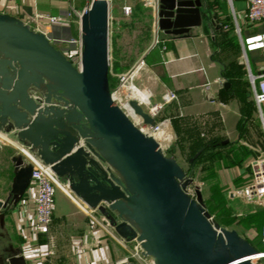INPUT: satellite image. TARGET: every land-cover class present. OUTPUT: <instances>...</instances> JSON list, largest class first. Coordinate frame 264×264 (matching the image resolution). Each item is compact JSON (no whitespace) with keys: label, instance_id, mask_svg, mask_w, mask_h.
I'll return each instance as SVG.
<instances>
[{"label":"water","instance_id":"obj_1","mask_svg":"<svg viewBox=\"0 0 264 264\" xmlns=\"http://www.w3.org/2000/svg\"><path fill=\"white\" fill-rule=\"evenodd\" d=\"M157 10L159 31L179 37H189L209 12L203 0H158ZM80 35L79 71L44 34L0 13V131L30 147L119 237L137 241L150 264H255L263 252L215 224L201 192L187 194L191 179L182 167L113 102L108 0L91 2ZM129 105L144 125H154L135 100ZM22 157L13 159L14 204L31 180L32 165ZM5 205L0 201V210ZM4 263L26 264L21 256Z\"/></svg>","mask_w":264,"mask_h":264},{"label":"crops","instance_id":"obj_2","mask_svg":"<svg viewBox=\"0 0 264 264\" xmlns=\"http://www.w3.org/2000/svg\"><path fill=\"white\" fill-rule=\"evenodd\" d=\"M70 5L68 2L61 5L56 0H0V13L23 21L35 14L63 16ZM207 8V18L200 27L191 29L189 37L161 33L159 44L153 45L144 56L146 73L140 87L150 93L152 105L161 103L166 91L176 93L178 101L165 105L157 120L170 125L169 144L177 145L185 129L186 137L194 142L193 151L215 141L223 142L226 152L231 148L229 152L233 151L234 158L228 161L232 165H223L221 171L213 174L215 178L210 184L221 188L226 196L228 190L246 183L249 162L264 148V132L253 105L247 69L235 73L231 65L241 64L235 60L225 61L223 55L227 50L240 55V39L251 32L245 16L247 4L243 0H233L232 5L227 0H209ZM236 27L240 29L241 38L235 32ZM68 31V24H55L50 27V36L66 39ZM231 38L239 47L233 46ZM54 47L59 51L64 49ZM248 62L251 72L256 74L264 57L252 52L248 54ZM131 88L140 96L136 87ZM236 90L247 92L246 102L253 107L251 113L247 114L249 107L235 94ZM0 134L7 137L6 143L0 146V201L6 204L0 210L1 262L21 256L26 264H41L50 252L51 264H116L134 251L133 242L121 239L98 212L87 207L64 186L54 191L50 238L40 233L35 221L33 188L29 186L18 203L10 202L13 159L22 156L16 137L5 131ZM22 160L27 163L24 157ZM226 201L229 207L237 209L236 213L242 214L240 218L253 213L250 206L241 201H230L227 197ZM237 233L251 243L255 231L248 229ZM133 262L150 264L148 258L133 259Z\"/></svg>","mask_w":264,"mask_h":264},{"label":"built area","instance_id":"obj_3","mask_svg":"<svg viewBox=\"0 0 264 264\" xmlns=\"http://www.w3.org/2000/svg\"><path fill=\"white\" fill-rule=\"evenodd\" d=\"M93 0H85L84 6L79 9L74 5H70L68 11L63 16H50L44 14H35L22 22L25 25H28L31 30L37 33H42L48 39L51 45L56 46L55 44H67L68 47L62 49L61 53L69 60L72 65L80 71L81 69V53H82V43L81 35L78 39H72L67 41L65 39H57L50 36V27L55 24H64L68 23L74 18H77L79 23L80 31V19L85 10L90 6ZM111 1L109 2V11L111 8ZM230 5H232L233 0H227ZM247 4L245 16L251 30L250 34L246 37L241 38L240 29L236 27L235 32L239 35L242 57L239 62L241 65L245 66V69L248 71V80L252 89V101L253 105L257 112V118L261 123L263 132H264V63L258 67V73L253 74L250 69L248 62V54L252 52H259L264 57V0H243ZM145 5L151 6L156 13V28L158 29L157 24V8L158 0H144ZM75 20V19H74ZM219 25V24H218ZM222 29H226L227 26H221ZM160 38L157 35L154 45L159 44ZM144 65L142 60L139 64ZM138 71V68L135 70L130 69L127 73L112 74L118 80V83L114 89L111 90V97L115 105H117L128 117L133 121L135 126L146 135H153L156 133L163 121H157V114L165 105L174 103L178 101L176 93L173 91H166L162 97V102L159 104L152 105L150 102L148 105H140L145 107V111L151 115L155 123L153 126L144 125L143 120L141 119L139 123L134 121L130 116L128 110L122 105L118 99H115L113 96L115 93L121 91L128 79H132ZM132 83V82H131ZM30 96L33 99L38 98L36 91H31ZM124 98V97H123ZM131 99H126V102H129ZM6 135L0 134V146L6 143ZM19 153L27 160V163L32 165L30 187L33 188L35 193V221L40 230V233H43L47 239L50 238L49 227L53 218L54 210V191L56 187L66 184L60 181V179L55 175L51 170L49 165L44 164L39 158L35 155L34 152H31L30 147L22 145L21 143L18 146ZM248 168L250 173L247 176L246 183L240 188H232L227 191V199L230 201H241L244 205L250 206L253 213L264 210V148L262 151H258L257 155L249 162ZM61 188V187H60ZM187 192V190H186ZM189 195V193H187ZM190 196V195H189ZM191 197V196H190ZM193 198V197H192ZM242 214L238 213L240 217ZM104 218V217H103ZM105 219V218H104ZM108 227L113 229L108 221L105 219ZM121 238V237H120ZM123 239V238H121ZM133 242L135 244L134 251L129 254V256L124 257L116 262V264H134L133 259L141 260L146 258L142 254V250L137 241H126ZM260 241L264 247V225L260 232ZM50 252L47 253L46 260H43L41 264H51L49 260ZM264 257V253L262 254ZM262 257V258H263Z\"/></svg>","mask_w":264,"mask_h":264},{"label":"rangeland","instance_id":"obj_4","mask_svg":"<svg viewBox=\"0 0 264 264\" xmlns=\"http://www.w3.org/2000/svg\"><path fill=\"white\" fill-rule=\"evenodd\" d=\"M72 4L74 6L78 5L79 2H85V0H56ZM75 19V20H74ZM68 24L69 31L67 32V38L65 40L71 41L72 39L77 40L80 31L79 23L77 18H74ZM156 13L151 6L145 5L144 0H112L111 8L109 11V67L112 68L115 63L123 68L121 73H127L130 69L135 70L138 68L136 75L132 79H128L127 83L132 82L136 87L141 90H146L144 87H140L141 80L145 77L146 67L141 65L138 67L141 61L144 59L146 52L154 45L155 39L160 38L161 32L157 30L156 24ZM219 22L216 23L218 25ZM215 25V26H216ZM56 46L67 48V44H55ZM225 61L235 60L238 63L241 61L242 52L240 55H236L233 50H227L224 54ZM245 69V66L242 65ZM147 91V90H146ZM125 92H118L119 98L124 97ZM250 99V98H249ZM145 109V107H143ZM160 111L157 114L160 117ZM256 114V113H255ZM253 112V116L255 115ZM256 116V115H255ZM187 131L182 130L179 135V143L174 145V142L168 144L162 148V152L166 157L173 158L176 162L183 168L186 177L191 179V182L187 185V193L193 198L196 197V190L201 192L203 203L207 201L209 203L210 197L216 201L220 210V194L212 191L210 189V184L215 178L213 174L218 173L222 170L225 161L232 160L234 158L233 151L228 147L229 151L226 152L222 145H217L213 152H205L201 159L193 165H188L190 157L197 151H193L194 142L191 141L190 137H186ZM184 134V136H183ZM171 138V137H170ZM181 138V139H180ZM219 142V141H217ZM213 143V142H210ZM167 149V150H166ZM223 149V150H222ZM194 152V153H193ZM218 152L225 160H221L218 164L217 160L210 161L209 156L211 153ZM220 156V157H221ZM191 169H190V167ZM213 194V195H212ZM227 197V195L225 196ZM209 206V205H208ZM205 207V205H204ZM238 207V206H237ZM240 207V206H239ZM238 207V208H239ZM206 210V208H205ZM237 209H234V211ZM217 211H213V215L210 217L212 221L218 215ZM236 212V211H235ZM216 215V216H215ZM240 233H244L247 229L240 223V217L238 212L235 221L232 225ZM256 245V249L264 250V248L259 244V239L257 233H254V238L252 241ZM264 253V251H261ZM255 264H264V257L260 260L255 261Z\"/></svg>","mask_w":264,"mask_h":264},{"label":"trees","instance_id":"obj_5","mask_svg":"<svg viewBox=\"0 0 264 264\" xmlns=\"http://www.w3.org/2000/svg\"><path fill=\"white\" fill-rule=\"evenodd\" d=\"M203 2L207 5L208 7V3L209 0H203ZM85 2H79L78 5H76L77 8L81 9L84 6ZM207 17H205L204 19H206ZM233 43L234 47H239L238 44L235 42L234 38L230 39ZM231 68L236 69L235 73H241V71L243 70L242 65H237V64H232ZM123 71V68L120 67L117 63H115L113 65L112 68L109 67V74H108V81H109V88L112 90L116 87L118 80L112 76V74H120ZM243 72V71H242ZM229 81L231 80L230 77L227 75L225 76ZM236 95H238V97L242 100V102L244 104H246V106L249 107V109L247 110V114L251 113L253 107H251L250 103L246 102L247 98V92L245 91H241V90H236L235 92ZM222 145L224 146L223 142H213V143H209L205 146H201L197 149V151L192 155V157H190L189 159V163L191 165H194L196 162H198L202 155L205 152H209V151H214L215 149H219L216 148L217 145ZM221 155H219L218 152L216 153H211L210 154V161L213 160H217L218 162L221 160H225V158H223ZM225 164L227 166H231L232 163L229 161H225ZM211 192H217L220 194V210L217 211V207H219L216 203V201H214V199L212 198V196L210 197L211 199L209 200V203L207 201H204V205L206 208L207 213L209 214V216L211 217L214 213L213 211H217L218 215L215 218V221H213L215 224H217L219 227L222 228H232V225L235 221L236 215L237 213L234 211V209L232 207H229L227 205V201H226V197L225 194L222 192V189L219 188L218 186H210ZM213 195V194H212ZM209 205V206H208ZM216 216V215H215ZM240 223L248 230V229H252L257 233L258 239H259V244L262 246L261 241H260V232L261 229L264 225V212H257V213H252V214H246L244 217L240 218ZM251 244L256 248V245L251 242ZM263 247V246H262ZM264 248V247H263ZM259 250V249H257ZM261 252V250H259Z\"/></svg>","mask_w":264,"mask_h":264},{"label":"bare ground","instance_id":"obj_6","mask_svg":"<svg viewBox=\"0 0 264 264\" xmlns=\"http://www.w3.org/2000/svg\"><path fill=\"white\" fill-rule=\"evenodd\" d=\"M131 86L136 87L133 83L130 82V83H128V85L124 86V88L121 90V91L125 92L124 98L123 97L119 98L120 96L117 95L118 92L115 93L113 97L115 99H118L120 102H122V105L128 110V112L130 113V116L134 119V121L139 123L141 118L134 113L133 109L129 105V102H126V99L130 98L131 100H135L139 105H148V103L150 102V93L146 90H141L138 87H136V89L140 92L139 93L140 96H136V94L132 90L134 88H131ZM121 91H119V92H121ZM141 94H143V96ZM170 135H171L170 125L168 124V122H164V123H162L160 129L156 133H154L152 135V137H154V139L159 143V145L162 149L164 146L169 144V142L171 140ZM62 186H64V185L61 184L60 187H62ZM257 259H258V257L253 258L252 261L255 263V261H257Z\"/></svg>","mask_w":264,"mask_h":264}]
</instances>
